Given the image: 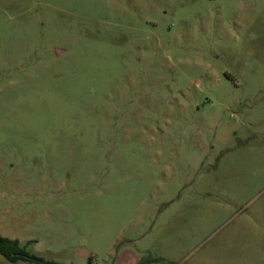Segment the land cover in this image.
<instances>
[{"label": "rangeland", "instance_id": "1", "mask_svg": "<svg viewBox=\"0 0 264 264\" xmlns=\"http://www.w3.org/2000/svg\"><path fill=\"white\" fill-rule=\"evenodd\" d=\"M0 235L264 264V0H0Z\"/></svg>", "mask_w": 264, "mask_h": 264}, {"label": "trees", "instance_id": "2", "mask_svg": "<svg viewBox=\"0 0 264 264\" xmlns=\"http://www.w3.org/2000/svg\"><path fill=\"white\" fill-rule=\"evenodd\" d=\"M0 254H2L8 260L13 262L18 260H28L31 262H35L37 264H56V263H49L44 261L43 259L29 255L19 247L18 241L11 240L9 238H5L1 236H0Z\"/></svg>", "mask_w": 264, "mask_h": 264}, {"label": "crops", "instance_id": "3", "mask_svg": "<svg viewBox=\"0 0 264 264\" xmlns=\"http://www.w3.org/2000/svg\"><path fill=\"white\" fill-rule=\"evenodd\" d=\"M1 236V235H0ZM1 237H4V236H1ZM5 238H7V237H5ZM10 239V238H9ZM11 240H15V239H11ZM16 241H18L19 242V240H16Z\"/></svg>", "mask_w": 264, "mask_h": 264}]
</instances>
